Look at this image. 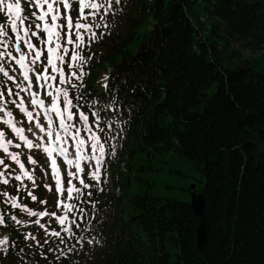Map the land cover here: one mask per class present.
Returning a JSON list of instances; mask_svg holds the SVG:
<instances>
[{"label": "trees", "instance_id": "trees-1", "mask_svg": "<svg viewBox=\"0 0 264 264\" xmlns=\"http://www.w3.org/2000/svg\"><path fill=\"white\" fill-rule=\"evenodd\" d=\"M114 7L109 33L85 51L92 54L85 82L114 109L108 122L127 138V170L116 171L120 196L92 190L91 200L116 206L118 217L103 227L96 259L77 264H264V0H121ZM170 158L200 174L176 172L205 196L202 253L191 201L151 194L150 175L163 173ZM2 190L11 189L0 186V199ZM20 233L10 221L0 226L18 242L0 264H72L69 256L54 260L60 253L48 246L27 248Z\"/></svg>", "mask_w": 264, "mask_h": 264}, {"label": "snow or ice", "instance_id": "snow-or-ice-1", "mask_svg": "<svg viewBox=\"0 0 264 264\" xmlns=\"http://www.w3.org/2000/svg\"><path fill=\"white\" fill-rule=\"evenodd\" d=\"M75 3L73 9L72 0H0V36L14 34L0 41V60L10 66L0 67V186L15 190L2 192L0 226L7 227L9 221L19 229L38 226L39 239L32 231L20 233L32 242L25 246L47 245L48 253H60L54 260L68 258L76 244L84 245L85 237L78 233L95 219V211L88 208L94 205L91 189L103 191L107 156L119 131L108 122L114 109L100 103L102 94L86 91L92 55L85 51L107 34L99 30L107 27L106 16L115 14L114 5L121 0ZM91 95L95 99L89 103ZM36 156L44 161V177L52 181L42 185L53 194L50 206L33 194L41 186L31 167ZM33 202L36 208L30 206ZM17 243L0 238V250L15 252Z\"/></svg>", "mask_w": 264, "mask_h": 264}, {"label": "rangeland", "instance_id": "rangeland-1", "mask_svg": "<svg viewBox=\"0 0 264 264\" xmlns=\"http://www.w3.org/2000/svg\"><path fill=\"white\" fill-rule=\"evenodd\" d=\"M23 2V0H22ZM73 9L76 7L75 0H72ZM75 15V12H73ZM110 15V14H109ZM107 15L104 22L107 24L106 28H101L99 31L104 33H109L111 22H109L110 16ZM8 25L5 24V29L7 30ZM101 39V38H100ZM100 39H98L96 42H98ZM11 40L10 35L8 37L0 36V41H6ZM94 43V42H93ZM92 45V44H91ZM233 46L237 49L239 54L242 56H251L253 53H251L248 50L242 49L238 44L233 43ZM91 47V46H90ZM3 49H0L2 51ZM11 50V49H9ZM0 67L5 68V70H9V64L6 60H0ZM11 75H16L15 72H11ZM2 75V74H0ZM105 77V76H104ZM104 77H102V81H104ZM216 91V85L213 87V92ZM126 142V137L122 133L117 134V138L112 141V143L115 145V147L109 152L107 156V178L102 182L103 191H100L99 189L95 188L102 194L106 196L107 199L113 200L114 198L121 195V190H118V187L115 186V182L117 183V175L116 171L118 167L123 169V171H126V165L124 166V160H121V155L124 153V144ZM112 153H115L114 155ZM37 159V164L32 165L31 167L35 169V176L37 178V184L41 185L40 187H37L33 190V194L38 197V199H47L49 206L53 203V194L48 192L46 189L43 188V182L46 181L47 183L51 184L52 181L50 179H47L44 177V172L46 171V167L44 166V161L39 158V156L34 157ZM2 167V166H0ZM126 169V170H125ZM164 172L158 173V174H152L149 177V180L151 181L153 187L151 189V194L155 196L156 198H162L165 199H176L182 202L191 201L192 194L189 195L187 192L183 191L185 188L192 187V185L195 182H192L190 185H188L184 180H182L177 173H183L188 174L189 176H194L196 180L200 179V174L198 172H192V173H186L184 168L181 167V162L175 161L173 159L168 160V164L164 166ZM172 170L171 172H169ZM11 171V169H9ZM169 172V173H168ZM43 178V179H42ZM198 182V181H196ZM138 184L133 181L131 183V187L128 189L129 193L135 194L138 190L137 188ZM24 196V193H22L21 197ZM30 200V197L27 198ZM102 199H98L97 203L92 206H90L91 212L95 211V219H92L90 223H87V227L85 228V231L78 235H83L85 237V243L81 247V245L76 244L75 249L73 252H69V262L72 264H77L81 261H94L97 257V253L104 249L105 247V241L106 236L104 235V232L102 234L103 227H108L112 223H115L118 217V209L114 205H109V207L103 206ZM115 201V200H114ZM31 207L36 208L37 204L35 202L30 204ZM40 207H44L43 205H40ZM20 218H24L23 215H21ZM43 222V221H42ZM19 227V226H18ZM83 227V225H82ZM24 232L26 231H32L34 235H37V238H40V235L42 234V230L38 228V226L33 225L29 229H22ZM0 238H7V235L5 237H2L0 235ZM92 239L94 243L88 244L87 240ZM26 241V240H25ZM32 243L31 241H26V244ZM47 245L44 247L46 249ZM61 247V245H60ZM65 246H62L61 248H64ZM38 247H33L32 249H36ZM43 248V249H44ZM40 250V249H39Z\"/></svg>", "mask_w": 264, "mask_h": 264}, {"label": "water", "instance_id": "water-1", "mask_svg": "<svg viewBox=\"0 0 264 264\" xmlns=\"http://www.w3.org/2000/svg\"><path fill=\"white\" fill-rule=\"evenodd\" d=\"M258 152L260 155L264 152V147L262 144H258ZM195 185L192 186V189L195 190ZM191 206L194 210L195 215L200 220V225L197 233V248L200 253L203 252L205 238H206V228H205V196L203 193H195L192 195Z\"/></svg>", "mask_w": 264, "mask_h": 264}]
</instances>
